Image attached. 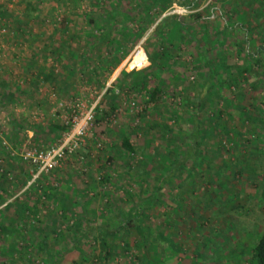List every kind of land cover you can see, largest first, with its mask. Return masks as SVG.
Masks as SVG:
<instances>
[{"label": "rangeland", "instance_id": "rangeland-1", "mask_svg": "<svg viewBox=\"0 0 264 264\" xmlns=\"http://www.w3.org/2000/svg\"><path fill=\"white\" fill-rule=\"evenodd\" d=\"M40 1V17L30 26H26L21 20L25 15L27 1L0 0V78L6 80L5 86L0 84V137L5 141L4 148L0 152V168H7L12 179L15 177L14 180L17 179L18 184L11 186L10 194L13 197L9 202L24 198L26 193H29L34 203L35 199L43 201L37 206L38 209L36 208L30 214L32 221L35 217L45 219V214L49 211V200L43 196L46 191L51 194L54 189H59L61 192L72 194L74 187H78L84 189L81 199L91 202L92 208L97 212L98 216L92 219L94 224L102 223V216L114 215L112 224L118 225L117 220L120 214L115 216L113 212L106 209L110 199L108 196L116 197V199L121 197L122 199L116 200L115 203L120 209L126 210L131 205V201L124 189L128 188L132 193L140 194L139 187L128 175L123 162L119 160L113 165L110 161L115 146L120 143L119 136L125 134L129 124H141L142 119L144 122L167 120L171 125L173 121L168 119L169 111L175 108L178 112L189 116L192 115L193 108L180 105V96H174L170 91L161 104V110L154 111V104L148 103L146 99L148 96L145 93L139 94L141 97L136 98L134 94L115 87L119 101L116 112L109 118L101 117L102 120L97 122L98 111L102 107V100L108 89L115 86L113 83L123 71L130 72L134 69L142 70L151 67L152 62L148 52L154 53L164 45L153 36L158 23L169 15L185 16L192 12L174 4L156 20L137 43H134L135 40L122 41V52L128 50V55L112 73L110 68L100 66V58L109 56L108 43L101 42L102 39H100L98 44H93L96 43L90 36L93 29L81 16L70 17L72 33L69 35L70 38L73 37V40L71 39L68 48L54 46L59 44L58 42L69 41L65 40L66 35L62 31H58L62 17L69 13L73 6L76 7L77 12L91 11L93 13L94 9L90 0ZM212 1L215 0H207L206 3ZM117 2L118 0H112L110 4L116 6ZM136 3L125 0L123 3L127 7L125 17L128 11H136ZM255 5L258 7L260 20L253 38L259 35L257 31L264 33V8L258 0H255ZM101 13L104 12L101 11ZM5 23L10 26L7 27ZM127 23L138 30V24L135 21L129 20ZM101 32L102 30H95L94 34L99 37ZM122 33L126 38V32ZM206 38L207 36L204 35L199 45L191 38L181 43L180 48L174 50V57L170 61L162 60L159 55H156L157 60L153 64V71L161 77L168 73L170 78H172L171 74L178 72L179 78L182 77L180 81L183 88H189L198 80L201 82L202 77L207 75L210 69L201 62L199 47L203 45L207 53L205 50L203 52L209 57L217 51L214 43L208 42ZM257 42L260 43V41ZM258 44H255L254 48L259 47ZM140 45L145 51L140 50L135 54ZM223 47L227 50L229 44L224 43ZM89 49L92 54L88 63L81 60V56ZM229 50L233 60L227 61V64L236 63V66H242L249 60L246 56L241 58L237 55V48ZM262 55L257 56L256 59H263L264 55ZM131 60L136 62V67H131ZM183 62L184 65L181 64ZM96 66L99 69L95 71ZM225 67H222L223 70ZM43 69L47 71L54 69L60 74L64 72V78L70 86L60 89L44 82L40 76ZM223 70L221 77L226 75ZM251 70L250 73H245L244 77H241L237 88L231 87L232 92L227 89L230 86H227L225 81L221 102L217 108L222 113L215 116V120L210 122V125H204L212 129L208 132H213L212 135H208L207 146L210 147L205 149L204 157L212 160L216 168L208 170L206 164L199 167V174L205 176L199 178L202 183L199 195L193 196L189 187V194L182 201L185 203L183 209L171 211L166 205H162L158 211H148L147 224L154 233L152 243L143 245L138 240L139 235L132 234L130 249L120 253L112 264H150L144 252H149V259L152 261L154 257L153 260L160 264H252L255 245L264 231V200L261 196L264 189V63ZM221 79L225 80V78ZM35 81H39L38 84ZM18 84L23 86L22 94H16L11 100L10 98L7 100L9 94L8 96L6 94L3 101L2 95L7 91L11 92L19 86ZM198 91V88L196 90L192 88L189 93L198 95ZM149 106L152 107V111L149 110L147 113ZM91 115L93 117L89 120L87 133L75 153L68 156L58 169L47 174L43 173L35 179L38 171L34 172L36 169L23 158V153L26 150L47 149L60 143L65 137L74 133L77 123ZM56 125H65L69 129L56 137L60 134ZM224 126L234 128L233 134L227 136L224 132H220ZM24 127L27 129L26 139H24ZM16 129H22L19 138H22L23 142L20 144H17L15 132H12ZM37 129H44V131L37 135L35 134ZM36 137L39 142L35 141ZM235 137L240 141L241 146L233 145ZM132 141L141 146L149 143L152 149L158 147L161 140L155 132L150 133L144 128L143 131H139V135L132 134ZM227 150L229 151L226 152ZM142 158V155L137 156L140 161ZM252 168L256 169V172L253 173ZM212 172L216 174L218 182L224 183V187L219 186V183L215 184L213 181L215 176H212ZM199 174L195 177H199ZM107 175L113 176L112 184L102 183V178ZM118 178H122L119 182L124 188L119 185V188H114L113 184ZM208 189L214 193L218 190V194L215 196V202L205 206L204 203L207 200L202 194ZM179 191L180 187L173 190L171 203H178L175 195ZM167 212H171L172 216L167 217L165 214ZM59 225L67 227L62 220ZM131 231L136 232L134 227ZM160 232L176 242V247L173 248L169 241L158 237ZM139 243L144 249L140 250L137 247ZM120 244L124 245V243ZM0 245H2L1 241ZM86 245L91 251L101 249V244L97 241H87ZM120 251L123 250L120 249ZM44 257L36 256L35 264H43ZM68 262L69 260L63 264Z\"/></svg>", "mask_w": 264, "mask_h": 264}, {"label": "trees", "instance_id": "trees-1", "mask_svg": "<svg viewBox=\"0 0 264 264\" xmlns=\"http://www.w3.org/2000/svg\"><path fill=\"white\" fill-rule=\"evenodd\" d=\"M26 1L27 7L21 22L26 26H30L34 20L40 17L39 6L41 1L24 0V2ZM110 1L112 3V0H90L94 9L93 13L91 11L77 12L75 6L71 7V11L62 17L58 28V31H62L66 35L65 40L69 41L58 42L59 44H54V46L56 48H68L71 39L73 40V37L70 38L69 35L72 33L70 30L72 19L70 17L81 16L93 29V33L90 34L93 41L96 42L93 44H98L100 39H102L101 42L106 41L108 43L109 56L106 55V57L100 58V66L108 67L110 72L114 73L128 55V50L122 52V41L125 39H127V42H129L128 40H135L134 43H137L154 25L156 20L162 17L174 4H178L192 13L185 16L180 14L169 15L158 23L153 36L164 45L154 53L148 52L149 59L152 62L151 67L142 70L134 69L130 72L123 71L113 83L115 86L109 88L103 98L102 107L98 111L99 117L96 121L100 122L101 117L104 119L109 118L116 112L119 101L115 93L117 92L115 87L134 94L136 98L141 97L139 94L145 93L148 96L146 97L148 103L154 104V111L156 109L161 110V104L171 91L172 95L180 96V105L185 108H193L192 115L182 114L173 108L168 113V119L173 121L171 125L167 120L144 122V119H142L141 124H129L125 134L119 136L120 143L115 146L110 161L113 165L114 162L119 160L123 162V167L127 169L128 175L139 187L140 194L136 195L128 188L124 189L129 201H131V205L126 210L120 209L115 203L116 200H121V197L116 199V197L108 196L110 199L106 209L113 212L115 216L120 214L117 220L118 225L112 224L114 215L102 216V223L99 225L94 224L92 219L98 216L97 212L92 208L91 202L81 199L84 189L78 187H74L72 194L65 191L61 192L59 189H54L51 194L46 191L43 195L49 200V211L45 214L46 218L35 217L32 221L30 214L36 208L38 209L37 206L41 205L43 201L35 199L34 203L30 194L26 193L24 198H17L9 202L13 197L10 194L11 186L18 185L17 179L14 180L15 177L12 179L9 170L1 167L0 241L2 245H0V264H35L34 258L36 256H41V258L45 256L43 264H63L67 260H69L68 264H112L114 259L120 256V253H125L130 249L132 234H138V240L143 245H150L154 233L147 224L148 211H158L162 205H166L171 211L183 209L185 203L182 201L189 194V187L193 192V196L195 194L199 195L202 186L200 179L205 177L203 174H199V167L206 164L208 170L216 168V164L212 160L204 157L205 149L210 147L207 146L208 135L213 134V132H208L212 129L205 126L210 125V122L215 120V116L222 113L217 108H219L221 102V93L225 81L227 86H230L227 89L232 92L231 87L237 88L241 77H244L245 73H250L253 67L261 66L264 63V58L256 59L257 56L264 55V33L257 31L256 33L259 35L253 38V33L257 30L258 21L260 20L255 0H215L208 4L206 3L207 0H132L137 2L135 4L137 9L135 12L128 11L127 17L124 15L127 11L126 4H123L125 0H118L116 6L111 5ZM258 2L264 8V0H258ZM202 7L203 9H201ZM99 8L100 11H98ZM101 11L104 13H101ZM127 19L130 22L135 21L138 24V30L127 23L129 20L125 22ZM5 25L10 26L8 23H5ZM95 30H102L99 37L95 36ZM122 32H126V38H124ZM204 35L207 36L208 42L214 43L217 51L209 57V55L204 54L207 53V49L205 50L203 45L199 47L201 62H204L210 69L209 73L202 77L201 82L198 80L192 83V87L183 88L180 81L182 77L179 78L178 72L171 74L172 78H170L168 73L161 77L153 71V64L157 60L156 55H159L162 60L170 61L174 57V50L189 41V38L199 45ZM257 41H260V45ZM224 43L229 44V49L233 48L235 50L237 48V55H240L241 58L243 56L248 57L249 60L246 64L242 66H236V63L227 64V61L233 60V55H231L229 49L226 50L223 47ZM255 44L259 46L255 47L256 49L254 48ZM90 48L92 49L91 46ZM91 54L92 51L89 49L81 56V60L89 63L88 59ZM34 58L36 57L34 56ZM181 64L184 65L185 63ZM131 67H136L134 60H131ZM222 67H225V69L223 70ZM67 68H70V66H67ZM98 69L99 67L96 66L95 71ZM222 70L226 73L225 77H221ZM65 71L67 72V70ZM40 74L44 82L56 88L62 89L70 86L67 79L64 78V72L60 74L54 69L50 71L43 69ZM220 77L225 78V80ZM37 82L39 81H35L36 84H38ZM0 84L5 86L6 80L0 78ZM192 88L193 90L198 88V95H194L192 92L189 93ZM23 90L22 85L16 86L11 92L4 93L2 100L4 101L3 97L6 94L10 96L7 100L9 98L11 100L16 94H22L21 91ZM149 110L152 111L151 106L147 109V113ZM65 125H56L57 131L60 133L56 137L69 129ZM144 128L148 132H155L159 136L161 141L158 147L151 149L149 143L146 146H141L132 141V134L139 135V131H143ZM23 129L24 139H26L27 129L25 127ZM21 130L12 131L15 132L14 136L17 138V144L23 142V139L19 138ZM233 130L234 128L224 126L220 129V132H224L228 136V134H233ZM43 131L44 129H37L35 134L39 135ZM35 141H38L37 137ZM4 142L3 138L0 137V152L4 148ZM233 145L235 147L241 146L236 137ZM139 155L143 157L141 161L137 159ZM226 166L228 167V164ZM252 170L253 173L256 172V169L252 168ZM212 173V176H215L213 180L215 184L219 183V186L224 187V183L218 182L219 179H217L216 174ZM197 174H199V177L196 178L195 175ZM121 179L115 180L114 188L117 189L119 186H123L119 182ZM102 183L112 184L113 176L103 177ZM179 187L180 191L175 195L178 203L173 204L170 202L171 193ZM217 191L214 193L208 189L202 194L204 199L207 200L204 203L205 206H209L211 202L216 201ZM261 196L264 200V189ZM165 214L167 217L172 216L171 212ZM60 220L67 227L59 225ZM133 227L136 232L131 231ZM157 236L169 241L173 248L176 247V242L165 233L160 232ZM88 238L89 240H87ZM87 241L99 242L101 249L91 251L89 246L86 245ZM117 241L119 243H116ZM120 243H124V245ZM140 243L137 247L140 250L144 249ZM120 249L123 251H120ZM149 254V252H144L150 264H160V262L153 260L154 257L151 261ZM252 264H264V231L255 245Z\"/></svg>", "mask_w": 264, "mask_h": 264}, {"label": "built area", "instance_id": "built-area-1", "mask_svg": "<svg viewBox=\"0 0 264 264\" xmlns=\"http://www.w3.org/2000/svg\"><path fill=\"white\" fill-rule=\"evenodd\" d=\"M140 50L145 51L140 45L135 51V54ZM92 117L91 115L77 123L74 133L65 137L60 143L47 149L35 151L26 150L23 153V158L36 169L34 172L38 171V174L35 175V179L43 173L47 174L52 170L58 169L63 165L68 156H72L75 153L87 133L89 120H91Z\"/></svg>", "mask_w": 264, "mask_h": 264}]
</instances>
